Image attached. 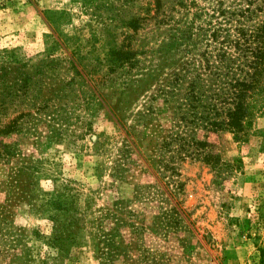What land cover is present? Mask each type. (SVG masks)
<instances>
[{
  "label": "rangeland",
  "instance_id": "rangeland-1",
  "mask_svg": "<svg viewBox=\"0 0 264 264\" xmlns=\"http://www.w3.org/2000/svg\"><path fill=\"white\" fill-rule=\"evenodd\" d=\"M191 1L189 17L208 4L0 0V50L39 66L49 98L0 134V264H264V86L238 138L198 130L210 160L159 148L190 117L174 103L153 123L156 6ZM109 49L130 61L110 73Z\"/></svg>",
  "mask_w": 264,
  "mask_h": 264
},
{
  "label": "trees",
  "instance_id": "trees-1",
  "mask_svg": "<svg viewBox=\"0 0 264 264\" xmlns=\"http://www.w3.org/2000/svg\"><path fill=\"white\" fill-rule=\"evenodd\" d=\"M193 5L175 3L169 11L157 5L153 23V123L161 112L156 108L174 103L186 107L190 117L181 115L177 123L171 122L160 140L159 148L166 149L170 161L210 160L211 154L194 153L206 146L195 136L198 130L229 131L237 137L249 114L247 99L264 86V0H208L201 15L189 17ZM12 51L0 50V134L5 135L22 130L21 118H30L28 126H35L33 114L43 116L49 99L41 95L43 71L36 66V75L27 76L29 66L14 59ZM131 55L109 49L107 70L114 72ZM16 110L19 113L7 119ZM169 160L162 168L172 177L176 168Z\"/></svg>",
  "mask_w": 264,
  "mask_h": 264
}]
</instances>
